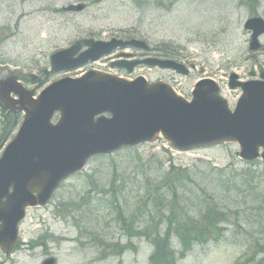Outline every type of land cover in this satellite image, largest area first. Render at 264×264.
<instances>
[{"label": "rangeland", "instance_id": "374dc122", "mask_svg": "<svg viewBox=\"0 0 264 264\" xmlns=\"http://www.w3.org/2000/svg\"><path fill=\"white\" fill-rule=\"evenodd\" d=\"M70 6L84 7L65 10ZM254 14L264 17V0H0V77L18 76L38 95L64 77L97 70L125 79L163 81L186 99H191L195 83L208 77L233 109L241 89L229 87L230 75L246 81L264 70V35L262 49L251 51L250 33L243 27ZM113 37L144 40L150 50L138 55L174 59L190 72L182 76L140 66L128 74L111 66L121 51L78 70L50 72L52 53L76 41ZM253 71L255 77L250 76ZM1 113L0 156L14 136L1 133L12 127L1 124ZM238 152L236 143L171 152L160 138L92 159L82 173L62 183L47 205L27 209L18 227L19 243L7 255L0 249V264H43L50 257L56 264H264V162L245 163ZM171 164L179 171L199 170L197 182L181 185L198 184L206 201L192 202L189 208L203 206L216 217L201 225L211 232L210 238L189 250H183L177 238L171 248L157 249L145 236H129V224H150L138 207L142 200L149 202V195H159V178ZM241 177L245 183L250 180L248 187ZM115 195L121 196L116 200ZM168 214L154 213L151 229L162 227Z\"/></svg>", "mask_w": 264, "mask_h": 264}, {"label": "water", "instance_id": "95a60500", "mask_svg": "<svg viewBox=\"0 0 264 264\" xmlns=\"http://www.w3.org/2000/svg\"><path fill=\"white\" fill-rule=\"evenodd\" d=\"M245 28L252 31L250 48L258 49L264 20L251 18ZM83 44L88 49L81 53V43L54 53L52 72L79 68L117 48L148 49L145 42L136 39H87ZM141 64L188 74L184 65L173 60L148 58L113 63L129 72ZM236 78L231 76L230 86H241L244 94L235 111H230L227 102L217 95L218 86L212 80L196 84L191 102L163 82L149 84L143 77L128 81L97 71L54 82L38 99H33V91H24L14 78L0 82V98L8 105L19 103L26 112L16 139L0 161L2 249L9 253L15 244L25 207L45 204L60 181L82 170L91 156L153 141L162 133L180 150L235 141L241 146V158L257 159L259 147L264 148V81L238 83ZM11 92L20 100L12 102ZM57 111L61 117L53 124L51 119ZM104 113L112 117L101 116L95 121L96 115ZM23 148L28 154L22 152ZM11 186L13 192L9 193ZM44 264H53V260Z\"/></svg>", "mask_w": 264, "mask_h": 264}, {"label": "trees", "instance_id": "16d2710c", "mask_svg": "<svg viewBox=\"0 0 264 264\" xmlns=\"http://www.w3.org/2000/svg\"><path fill=\"white\" fill-rule=\"evenodd\" d=\"M172 169V170H171ZM170 171L161 178V186L165 190L164 193L158 196L149 195V202H143L141 206L147 207L149 211H147V215L153 217V213H158L161 209H169L168 215V228L165 234L160 233V229L156 228L154 230L151 229V225L146 227L145 230L135 228L133 225H130L131 229L130 236L141 235L145 236L154 245L159 249L160 247H164L173 236L177 237L183 245L190 246L193 242L202 241L206 238V231L204 228L202 229L200 225H204L206 222H211L215 220L216 217L211 215V212L208 209L204 211L200 210L199 214L195 216H188L190 223L188 221H177L178 214L182 215V210L186 206V197L187 194L185 190H181L180 188L184 185H181L182 178H190V174H184L183 176L176 173L177 169L171 166ZM248 183V180H246ZM178 183L179 186L176 185ZM196 190L194 199L200 200L201 194L197 191V188H193ZM208 213L210 215H208ZM177 218V219H176ZM153 221L154 219H150ZM203 222L200 223V222ZM168 256L170 257L169 253Z\"/></svg>", "mask_w": 264, "mask_h": 264}]
</instances>
